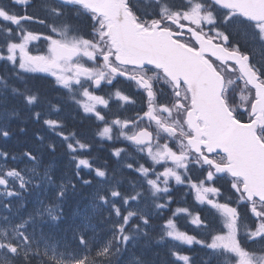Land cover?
Here are the masks:
<instances>
[{
    "label": "snow or ice",
    "instance_id": "snow-or-ice-1",
    "mask_svg": "<svg viewBox=\"0 0 264 264\" xmlns=\"http://www.w3.org/2000/svg\"><path fill=\"white\" fill-rule=\"evenodd\" d=\"M37 6L43 15L28 11ZM82 19L89 23L86 34L72 22ZM34 42H43L44 50L33 54ZM249 46L264 53V0H0V65L7 70L0 75V139L25 133L29 121L41 123L65 147L81 186H93L83 169L101 178L92 212L77 211L69 219L62 205L77 185L58 181L42 161L41 149L55 152L56 141L37 133V149L19 156L0 149V264H124L136 247L144 250L127 264H153L147 254L153 232L170 245L171 264H196L181 245H200L204 264H220L221 257L229 264H264V248L250 250L244 243L264 242V55L255 59L245 50ZM22 74L53 77L74 105L103 124L96 136L130 142L144 162L132 158L126 167L139 174L140 183L121 191L119 181L110 182L86 155L92 145L67 130L63 105L42 98ZM118 78L135 84L145 107L133 119L109 121L98 106L107 109L113 97L136 103L119 88L108 98L96 94ZM10 95L21 101L25 115L8 107ZM162 96L166 102L159 101ZM13 118L25 126L13 129ZM122 153L130 157L126 149L113 148L114 156ZM18 160L24 167L15 166ZM194 168L203 179L191 178ZM221 175L231 178L227 199L214 186ZM171 181L187 185L196 202L215 209L223 228L198 239L181 231L174 217L186 213L199 227V213L178 207L172 217H162L174 202ZM145 185L151 197L164 200H153L163 220L156 228L153 213L140 207ZM239 207L250 212L251 225L241 223Z\"/></svg>",
    "mask_w": 264,
    "mask_h": 264
},
{
    "label": "bare ground",
    "instance_id": "bare-ground-1",
    "mask_svg": "<svg viewBox=\"0 0 264 264\" xmlns=\"http://www.w3.org/2000/svg\"><path fill=\"white\" fill-rule=\"evenodd\" d=\"M77 26L84 32L86 31L87 27L84 23H75ZM70 123L68 124L67 130L69 131H76L78 134L82 135L84 139H86L91 145V156L93 158H96V162L100 165H109V168L111 172H109L110 177L112 179V183H115L116 181L120 182V185L124 191H131V189L128 186H124V180L120 178V173L124 169H117L113 166V164L110 161L107 149L104 148V145L96 138L95 136V128L90 124H84L81 119H75L74 115L70 117ZM39 130V129H36ZM41 133V132H39ZM42 134V133H41ZM44 135V134H43ZM47 137V136H46ZM49 140H53L48 137ZM58 144H61L59 141ZM23 147L25 149H37L38 143H30V144H24ZM42 151V161L43 165L50 166L51 171L53 175L57 178L58 175H60L63 178H68L73 173L72 164L70 163V158L66 156L64 153L60 151V154L57 152L55 156H53L51 153H49L46 148L41 149ZM96 185V182L93 181V186H81L77 185V190L74 194L79 195L86 199H91V196L94 191V186ZM82 205L85 208L90 207V204L85 202L83 200ZM74 213V212H73ZM72 211L68 209L64 212V216L66 218L72 217ZM77 223L78 220L76 219ZM67 222V220H66ZM99 227H103L100 225ZM137 252H131L127 253L125 256L124 264H127V261L130 260L134 255H138ZM148 256L151 258V255L148 254ZM115 264V261H114Z\"/></svg>",
    "mask_w": 264,
    "mask_h": 264
},
{
    "label": "trees",
    "instance_id": "trees-1",
    "mask_svg": "<svg viewBox=\"0 0 264 264\" xmlns=\"http://www.w3.org/2000/svg\"><path fill=\"white\" fill-rule=\"evenodd\" d=\"M12 83L14 84V86L20 87L21 90H23V84L20 83L19 81L13 80ZM29 85H31V86L34 87L36 84L29 83ZM38 86L44 89V91H40V95H41L42 98H46V99L51 100V101L54 100L52 92L48 94L47 91H46V88L42 84H40V83H38ZM51 88L54 89V90H57L54 87V85H51ZM9 103H12V107L15 106L17 108H20L21 109V115L22 116L26 114V110L23 109L22 103H21V101L18 98L12 97L10 95L9 96ZM11 124H12L13 129H15L17 127V125H19V126H25V125L21 124L20 120H18L16 118H13L12 119ZM26 128H27V131L25 133H20L18 131H14L13 135L11 137L7 138L6 140L5 139H0V145L7 146L8 148L6 150L9 151V152H11V153L13 152V153H16V154H20L22 151L27 150V149H25L23 147L24 144L36 143V135L35 134H37L39 132L42 133V134L39 133L41 135H43L44 133H47V129L44 128L41 123H34V122L29 121L27 123V125H26ZM36 129H39V130H36ZM56 145L57 146H56V151L55 152H52L50 149H49L50 152H49V150H47V151L49 153H51L52 155L53 154L56 155L57 152L60 154V151H61L62 153H64L66 156L69 157V155L66 153L65 147L62 144H58V142H56ZM104 148L107 149L108 155H109V157H111V155H110V153H111L110 149L108 147H104ZM55 155H53V156H55ZM86 155H87L88 158L97 161L96 158H93L91 156V150L89 152H87ZM72 168H74L73 165H72ZM102 169H104V170L107 171L109 169V165H102ZM119 173H120V178L124 180V186H128L130 189H131V186H130L131 185V182H136L137 184L140 183L141 178L139 177V174L133 172L130 169L127 170V171L126 170H123V171H121ZM86 175H87L88 179H90V180H94L95 179L94 178L95 177L94 172H92L91 174H89V172L87 170ZM72 180H73L74 183H76V185H79V183L75 179H72ZM144 187H145V192H146L147 191L146 190L147 189V186L145 185ZM120 190L121 191H124L121 186H120ZM83 200H84V198L81 197V196H79V195L70 194L69 195V198L67 199V201L63 204V207H62L63 214L68 209H70L72 211V214H73V212L75 213L78 210H82V207H79L78 204L79 203L82 204L83 203ZM173 211H174V209L170 205V207L168 209H166V210H164L162 212V217H164V218L172 217V212ZM78 218H79V216L76 217L77 220H78ZM159 220L160 221H163L161 218H159ZM98 226H100V225H98ZM152 245L153 244L151 243V246ZM153 262H154V264L158 263L157 260H154Z\"/></svg>",
    "mask_w": 264,
    "mask_h": 264
},
{
    "label": "flooded vegetation",
    "instance_id": "flooded-vegetation-1",
    "mask_svg": "<svg viewBox=\"0 0 264 264\" xmlns=\"http://www.w3.org/2000/svg\"><path fill=\"white\" fill-rule=\"evenodd\" d=\"M5 4L10 3V0H4ZM133 2V1H132ZM172 2L176 5L180 4V0H172ZM15 11L20 12L23 14L24 8L18 7L15 9ZM28 11L34 15H43L42 12H40L39 7H30L28 8ZM74 24L78 23L77 21H72ZM79 23H84L87 27L86 31L84 33L86 34L88 31H90L89 23L86 19H82L79 21ZM32 25V24H30ZM114 86H108L104 85L101 89L97 90L96 94L98 95H105V98H108L107 94L110 92H114L115 88L121 89L125 94L131 96L133 99H135V104H125L123 102L117 101L114 97L110 99L109 105L118 104L117 108V116L121 119L129 118L133 119L136 117L137 113L141 111L142 107H145V97L142 96L138 90L135 87V84L132 82H129L125 80L124 78H118L116 81L113 82ZM160 102H166V97H159L158 98ZM199 170V169H198Z\"/></svg>",
    "mask_w": 264,
    "mask_h": 264
},
{
    "label": "rangeland",
    "instance_id": "rangeland-1",
    "mask_svg": "<svg viewBox=\"0 0 264 264\" xmlns=\"http://www.w3.org/2000/svg\"><path fill=\"white\" fill-rule=\"evenodd\" d=\"M1 164V163H0Z\"/></svg>",
    "mask_w": 264,
    "mask_h": 264
}]
</instances>
